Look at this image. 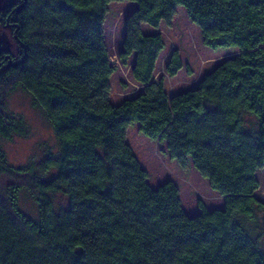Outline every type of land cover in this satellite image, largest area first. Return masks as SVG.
<instances>
[{
    "label": "trees",
    "instance_id": "obj_1",
    "mask_svg": "<svg viewBox=\"0 0 264 264\" xmlns=\"http://www.w3.org/2000/svg\"><path fill=\"white\" fill-rule=\"evenodd\" d=\"M132 2L119 60L142 92L110 101L104 26L109 5ZM182 7L210 50L238 49L191 90L169 96L153 75L160 33ZM19 53H0V89L25 92L56 148L13 167L0 145V264H264V0H15L0 12ZM166 75L183 69L171 53ZM9 62L12 65H9ZM139 134L191 162L224 208L190 216L172 181L154 188L127 142ZM0 104V140L25 135ZM61 195L65 207L56 208ZM24 200L33 206L26 210Z\"/></svg>",
    "mask_w": 264,
    "mask_h": 264
},
{
    "label": "rangeland",
    "instance_id": "obj_2",
    "mask_svg": "<svg viewBox=\"0 0 264 264\" xmlns=\"http://www.w3.org/2000/svg\"><path fill=\"white\" fill-rule=\"evenodd\" d=\"M15 0H0V12ZM104 32L109 49L110 63L117 70L112 75L110 101L119 105L125 99L142 92L140 86L132 77L131 69L134 58L123 67L119 60L122 50L126 19L135 9L132 2H116L109 5ZM146 34L160 33L165 49L160 53L156 63L153 79L164 81V90L169 96L191 90L198 85L203 76L227 58L237 56L238 49L225 48L210 50L203 45L201 32L186 17L182 7L177 9L176 16L170 24L162 23L158 30L142 26ZM19 45L10 29L0 22V53L7 51L12 55L19 53ZM176 51L180 54L183 69L174 78L166 75V64ZM0 104L10 114L20 116L25 124L26 133L23 136H13L9 140H0L8 162L13 167H22L30 161L38 162L43 158L47 147L55 150L56 142L53 130L48 125L40 111L31 106L29 96L17 87L10 85L0 89ZM127 142L136 155L141 167L149 174L148 183L157 188L165 182H173L179 189L182 208L190 216L199 212L198 204L202 203L207 210L223 209L224 198L211 190L210 185L194 170L191 162L182 168L177 161L169 157L165 145L151 141L139 134V126L133 125L127 132ZM260 188L255 192L258 200L264 202V169L257 172ZM25 182V177H2L0 188L8 183ZM26 210L33 211V206L24 200ZM56 208L65 207L66 200L58 195L54 198Z\"/></svg>",
    "mask_w": 264,
    "mask_h": 264
},
{
    "label": "water",
    "instance_id": "obj_3",
    "mask_svg": "<svg viewBox=\"0 0 264 264\" xmlns=\"http://www.w3.org/2000/svg\"><path fill=\"white\" fill-rule=\"evenodd\" d=\"M9 65H12V63L11 62H9ZM156 80H154V82H155Z\"/></svg>",
    "mask_w": 264,
    "mask_h": 264
},
{
    "label": "flooded vegetation",
    "instance_id": "obj_4",
    "mask_svg": "<svg viewBox=\"0 0 264 264\" xmlns=\"http://www.w3.org/2000/svg\"><path fill=\"white\" fill-rule=\"evenodd\" d=\"M6 26V25H5Z\"/></svg>",
    "mask_w": 264,
    "mask_h": 264
}]
</instances>
